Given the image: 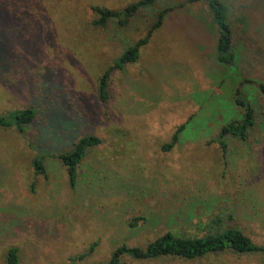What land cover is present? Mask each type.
Instances as JSON below:
<instances>
[{"label": "rangeland", "instance_id": "374dc122", "mask_svg": "<svg viewBox=\"0 0 264 264\" xmlns=\"http://www.w3.org/2000/svg\"><path fill=\"white\" fill-rule=\"evenodd\" d=\"M137 1L0 0V114L24 108L19 94L53 76L75 116L70 127V112L64 110L65 117L54 112L55 104L49 108L53 94L34 91L35 107L43 113L36 124L25 136L13 128L0 129V264H6L11 248L18 250L19 264H70V258L86 253L78 264H106L121 245L146 247L170 228L157 223L139 232L130 226L143 216L142 207L121 209L128 187L134 185L155 192L147 200L152 210L174 213L191 194H233L252 182L264 215V134L257 130L247 143L229 139L225 156L217 144H208L220 126L239 116L233 100L239 82L252 79L264 85V0H225L237 54L234 67L215 62L216 29L207 3L186 4L172 13L183 15L189 28L181 24L182 35L173 28L174 38L154 30L139 60L112 73L108 102L102 104L97 98L100 77L124 48L145 36L149 21L145 14L127 29L120 30L114 21L103 29L93 25L91 8L122 10ZM185 1L157 0L153 10ZM198 24L208 35L207 43L191 28ZM153 60L166 63L150 68ZM3 66L20 69L15 96L5 87ZM242 88L256 100V87L250 86V93L248 85ZM188 120L178 144L164 152L162 146ZM85 133L95 134L102 143L87 150L71 188L66 169L52 156ZM40 153L46 156V177L31 168ZM215 208L191 225L179 223L173 233L203 236L202 226L227 211L224 202ZM141 223L136 222L137 227ZM235 226L264 245V223L239 219ZM123 263L264 264V256L125 257Z\"/></svg>", "mask_w": 264, "mask_h": 264}, {"label": "trees", "instance_id": "16d2710c", "mask_svg": "<svg viewBox=\"0 0 264 264\" xmlns=\"http://www.w3.org/2000/svg\"><path fill=\"white\" fill-rule=\"evenodd\" d=\"M156 2L157 0H139L127 5L122 10H109L99 6H92L91 9L95 13L92 23L103 29L107 28L111 21L117 23L120 30L127 29L135 25L145 14L149 21L145 36L134 44L124 48L113 61L112 65L100 77L97 98L102 104L108 102V88L112 73L123 70L126 65L136 63L140 57V49L149 42L153 31L163 24L166 15L175 10L182 9L186 4L207 3L212 22L218 29L214 53L215 62L227 67H234L237 54L235 53L233 44V28H231L229 22V7L225 0H186L185 3L177 4L173 7L165 6L153 10L155 9ZM150 10L152 13H148ZM16 66L2 67L7 76L4 83L5 87L13 96L19 94L15 91V88H17L16 78L19 77L20 72V69ZM53 79L54 77L52 76V79L49 78L48 81H42L38 84L39 87L35 85L34 88L29 89L30 85L29 88L25 89L24 94H19L25 102V107L3 115L0 114V129L13 128L22 136H25L28 127L30 128L36 124L40 114L43 115V113L39 112L38 108L35 107L37 105L32 98L34 91L39 93L40 96H46L48 92L56 95L55 100L52 98L53 95L51 96L48 106L50 108V105L53 106L55 104L54 108L56 109H54V112H63L64 110L70 112L71 118L68 120L65 118V120L72 127L75 116L69 110V99L61 86L56 84ZM243 85H248V91L250 86L256 87L257 97L255 101L249 98L252 94H248L242 90ZM235 96L236 99L233 100L237 105V109L240 110L239 116L220 126L217 135L208 141V144H217L224 156L227 153L229 139L232 138L242 143H247L250 136L257 130L264 134V85L252 79H242L236 88ZM64 115L66 117L65 113ZM45 117H48L47 113ZM49 120L48 117L47 122ZM190 120L175 130L170 142L162 146L164 152L172 150L178 144L180 134L186 129ZM101 143V139L95 134L85 133L74 143L70 144L69 148L52 156L66 169L71 188H75L77 184L78 167L83 162L87 150L94 146L97 147ZM27 144L29 148H32V141H29ZM43 155L42 153L35 155L31 168L34 170L35 175L46 177V169L44 167L46 156ZM48 157L52 158L51 156ZM256 187L252 182H247L240 185L233 194L221 193L220 195H209L199 193L197 196L191 194L184 198L174 213H169L150 208L147 200L153 196L154 191L141 186H129V190L127 191L129 197L123 204L122 211L133 210L134 207H142L143 213V216L134 219L135 222L130 224V226L137 228L139 232H143L147 226L162 223L163 225L167 224L165 226H168L170 231L158 236L144 248L128 247L126 245L117 247L106 264H124L123 258L125 257L135 261H149L159 257L195 260L206 255L222 253L264 256V245L254 243L244 232L235 226L236 220L239 219L245 222L264 223V215L261 213L262 204L254 195L257 192ZM222 202L226 204L227 211L221 213V215L213 216L202 226V231L205 232L203 236L190 238L173 233V227L179 223L191 225L193 220L203 217L205 213L215 212L216 208L214 209V207L216 205L219 206ZM60 218H62L61 215ZM138 221L142 222L141 225H138L139 227L136 225ZM92 249L93 245L88 252ZM86 254L70 258V264H78L85 258ZM6 264H19L18 250L16 248L8 250Z\"/></svg>", "mask_w": 264, "mask_h": 264}, {"label": "crops", "instance_id": "0c3cea01", "mask_svg": "<svg viewBox=\"0 0 264 264\" xmlns=\"http://www.w3.org/2000/svg\"><path fill=\"white\" fill-rule=\"evenodd\" d=\"M172 16H176V17H172ZM212 22V21H211ZM181 24H185V27H187V28H189V26L191 25L188 21H184L183 20V15H176V13L175 14H173L172 12L171 13H169L166 17H165V19H164V22H163V24L159 27V28H157V29H160V30H163L167 35H169V36H171V38L173 37H177L176 35H175V33H174V30H173V28H176L177 29V31H178V33H179V35H182L184 32V30H182V28L180 29V25ZM212 24H213V28H215L216 29V34H215V40L213 41L214 42V47L216 46V43H217V36H218V33H217V31H218V29L216 28V26L214 25V23L212 22ZM199 26V27H198ZM191 28H193V29H196V31H194V33L197 35L196 37H198V35H200L202 38H204L205 39V42L207 43V40H209L208 39V35H206L205 33H204V30L203 29H201V27H200V25L198 24L197 25V27H191ZM155 32V31H154ZM154 32H153V34H154ZM152 37V36H151ZM195 37V38H196ZM195 38H193V39H195ZM149 43V42H148ZM147 43V44H148ZM146 44V45H147ZM209 44H211V43H209ZM145 45V46H146ZM171 46H174V44H172ZM207 46V45H206ZM206 48V47H205ZM151 50V49H150ZM149 50V51H150ZM161 61H164V60H161ZM176 62H181V61H176ZM157 63H166V62H156L155 60H153V62L151 63V65H150V68H154V65L155 64H157ZM217 63V62H216Z\"/></svg>", "mask_w": 264, "mask_h": 264}]
</instances>
